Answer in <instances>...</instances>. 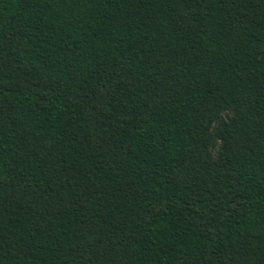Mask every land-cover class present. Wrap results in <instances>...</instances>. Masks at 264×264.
Returning <instances> with one entry per match:
<instances>
[{"label": "trees", "instance_id": "1", "mask_svg": "<svg viewBox=\"0 0 264 264\" xmlns=\"http://www.w3.org/2000/svg\"><path fill=\"white\" fill-rule=\"evenodd\" d=\"M0 264H264V0H0Z\"/></svg>", "mask_w": 264, "mask_h": 264}]
</instances>
